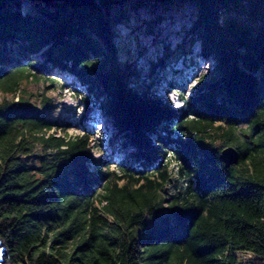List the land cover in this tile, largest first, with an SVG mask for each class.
<instances>
[{
	"label": "trees",
	"instance_id": "obj_1",
	"mask_svg": "<svg viewBox=\"0 0 264 264\" xmlns=\"http://www.w3.org/2000/svg\"><path fill=\"white\" fill-rule=\"evenodd\" d=\"M175 1L184 0L153 3ZM128 2L0 0V94L18 95L0 99V240L8 259L264 264V0H188L193 40L215 66L191 95L186 82L177 84L181 107L122 67L116 29ZM30 78L75 90L85 121L98 108L122 160L95 155L92 127L47 134L71 123L48 117L50 97L40 106L21 92ZM243 124L249 133L240 136ZM218 140L238 149L239 163L221 160ZM38 143L44 152L32 153Z\"/></svg>",
	"mask_w": 264,
	"mask_h": 264
},
{
	"label": "rangeland",
	"instance_id": "obj_2",
	"mask_svg": "<svg viewBox=\"0 0 264 264\" xmlns=\"http://www.w3.org/2000/svg\"><path fill=\"white\" fill-rule=\"evenodd\" d=\"M128 1L130 9L119 21L116 29L120 63L124 68L134 69L139 74L140 85H150V91L155 96L169 99L174 106L181 107L183 103L179 95L182 89L177 84L186 82L187 95H191L200 77L209 75L215 66L214 60L204 58L200 43L192 37V23L196 17L195 4L188 0L166 5L153 3V0L139 5L138 0ZM162 62L164 65L160 64ZM171 81L175 83L171 85L172 88ZM20 87L25 96L40 106L44 96L50 97L54 108L48 112V117L54 121L71 123L67 131L57 127L47 134L76 136L83 134L86 126L92 127L96 132L93 143L95 155L102 156L113 152L116 161L122 160L124 152L113 150L118 149L120 141L113 136L109 120L96 107L91 113L95 118L90 121L83 120L86 107L75 90L61 87L56 80L35 81L33 78L22 80ZM4 96L18 98L17 94L1 93L0 99ZM246 130L247 125L243 124L238 134H248ZM223 144L220 140L215 142V146ZM225 146L226 144L223 145ZM43 152L42 144L38 143L33 147L32 153ZM34 161L39 165L37 158ZM236 254L242 259L250 256L241 251H236ZM7 256L8 253L5 254L6 264H14Z\"/></svg>",
	"mask_w": 264,
	"mask_h": 264
},
{
	"label": "water",
	"instance_id": "obj_3",
	"mask_svg": "<svg viewBox=\"0 0 264 264\" xmlns=\"http://www.w3.org/2000/svg\"><path fill=\"white\" fill-rule=\"evenodd\" d=\"M32 2H88L91 0H28ZM220 150V158L221 160L227 165H234L239 163L241 156L240 152L234 145H227L223 148H220V146H216L214 148V151ZM177 219H181V214L177 212L176 214ZM7 248L0 240V264H6V258L5 254L8 253L6 252ZM11 264V263H10Z\"/></svg>",
	"mask_w": 264,
	"mask_h": 264
},
{
	"label": "flooded vegetation",
	"instance_id": "obj_4",
	"mask_svg": "<svg viewBox=\"0 0 264 264\" xmlns=\"http://www.w3.org/2000/svg\"><path fill=\"white\" fill-rule=\"evenodd\" d=\"M247 138H248V139H250V137H249V136H247Z\"/></svg>",
	"mask_w": 264,
	"mask_h": 264
},
{
	"label": "bare ground",
	"instance_id": "obj_5",
	"mask_svg": "<svg viewBox=\"0 0 264 264\" xmlns=\"http://www.w3.org/2000/svg\"><path fill=\"white\" fill-rule=\"evenodd\" d=\"M176 70H177V68H176Z\"/></svg>",
	"mask_w": 264,
	"mask_h": 264
}]
</instances>
